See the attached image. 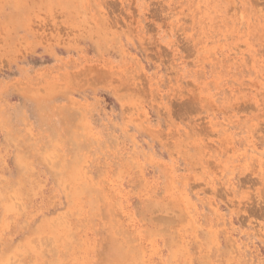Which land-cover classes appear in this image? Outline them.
I'll use <instances>...</instances> for the list:
<instances>
[{
    "label": "rangeland",
    "instance_id": "374dc122",
    "mask_svg": "<svg viewBox=\"0 0 264 264\" xmlns=\"http://www.w3.org/2000/svg\"><path fill=\"white\" fill-rule=\"evenodd\" d=\"M0 264H264V0H0Z\"/></svg>",
    "mask_w": 264,
    "mask_h": 264
}]
</instances>
